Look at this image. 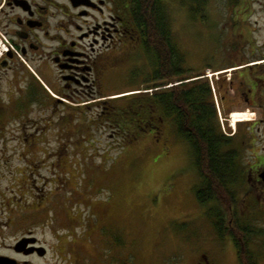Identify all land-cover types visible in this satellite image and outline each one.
<instances>
[{
	"label": "rangeland",
	"instance_id": "1",
	"mask_svg": "<svg viewBox=\"0 0 264 264\" xmlns=\"http://www.w3.org/2000/svg\"><path fill=\"white\" fill-rule=\"evenodd\" d=\"M92 1L104 3L102 11L78 16V7L82 29L75 27L74 33L91 28L84 43L89 50L102 48L93 95L78 93L72 99L62 93L61 82L63 102L36 119L32 114L11 121L12 127L19 123L25 129L0 142L5 144L0 160L9 164L3 167L6 175L24 182L28 225H36L50 246L44 264H241L234 241L219 238L196 198L199 177L191 147L171 121L163 123L160 136L149 131L131 144L109 121L100 102L113 99L122 105L123 95L144 87L152 68L129 32L99 40L101 46L94 43L95 26L114 22V12L109 0ZM198 6L197 0H168L174 42L185 54L186 67L214 74L209 78L220 122L237 136L235 145L251 170L264 159V79L256 78H264V0L239 5L207 0ZM59 19L67 27L62 13ZM136 68L143 72L132 77ZM250 83L255 88L246 101ZM234 113L250 119L234 123ZM253 185L251 195L242 193L239 206L261 231L249 247L264 264V186Z\"/></svg>",
	"mask_w": 264,
	"mask_h": 264
},
{
	"label": "trees",
	"instance_id": "2",
	"mask_svg": "<svg viewBox=\"0 0 264 264\" xmlns=\"http://www.w3.org/2000/svg\"><path fill=\"white\" fill-rule=\"evenodd\" d=\"M197 3L202 8L207 0ZM111 5L132 31L140 56L152 69L143 79V88L123 95L122 105L113 99L103 102L109 121L129 144L149 131L160 136L163 123L171 121L177 136L191 147L199 177L195 195L219 238L234 241L241 264H260L249 245L261 231L254 229L239 206L243 194H252L250 168L235 145L237 136L223 129L210 78L184 65L185 54L173 38L168 0H111ZM199 14L198 9L193 11L194 17ZM142 72L136 68L132 77H139Z\"/></svg>",
	"mask_w": 264,
	"mask_h": 264
},
{
	"label": "flooded vegetation",
	"instance_id": "3",
	"mask_svg": "<svg viewBox=\"0 0 264 264\" xmlns=\"http://www.w3.org/2000/svg\"><path fill=\"white\" fill-rule=\"evenodd\" d=\"M101 1L108 2H97ZM76 2L81 4L77 6ZM103 4L92 0H0V142H5L10 133L20 134L25 129L19 123L12 127L11 121L32 114L36 119L46 108L63 102L59 96L61 82L62 93L72 99H77L78 93L93 95L102 48L89 50L84 43L85 36L91 35L89 27L75 35V27L82 29L77 26L76 9L82 6L78 16H85L89 9L102 11ZM61 13L67 27L60 25ZM111 18L114 22L104 20L95 26V44L101 46L99 40L114 38L117 33H132L117 14ZM254 88L250 83L246 101L253 97ZM4 149L5 144L0 143V151ZM8 165L0 160V264L47 263L50 246L38 235L36 225H28L24 212L27 191L21 179L6 175L3 167ZM260 176L264 177V159L250 170L251 187L256 182L264 186ZM32 209L37 213V207Z\"/></svg>",
	"mask_w": 264,
	"mask_h": 264
},
{
	"label": "bare ground",
	"instance_id": "4",
	"mask_svg": "<svg viewBox=\"0 0 264 264\" xmlns=\"http://www.w3.org/2000/svg\"><path fill=\"white\" fill-rule=\"evenodd\" d=\"M233 119H232V122L236 123V120H248L250 119V115L247 116V113L244 114V115H240V116H246L245 119L244 118H237L238 115H236L235 113L234 114H231ZM235 115V116H234Z\"/></svg>",
	"mask_w": 264,
	"mask_h": 264
},
{
	"label": "water",
	"instance_id": "5",
	"mask_svg": "<svg viewBox=\"0 0 264 264\" xmlns=\"http://www.w3.org/2000/svg\"><path fill=\"white\" fill-rule=\"evenodd\" d=\"M75 4L78 6L79 4H81V2H76Z\"/></svg>",
	"mask_w": 264,
	"mask_h": 264
}]
</instances>
